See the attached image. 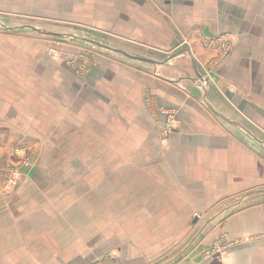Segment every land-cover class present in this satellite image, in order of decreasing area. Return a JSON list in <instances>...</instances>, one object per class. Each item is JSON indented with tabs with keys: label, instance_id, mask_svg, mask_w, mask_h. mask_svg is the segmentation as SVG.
<instances>
[{
	"label": "crops",
	"instance_id": "0c3cea01",
	"mask_svg": "<svg viewBox=\"0 0 264 264\" xmlns=\"http://www.w3.org/2000/svg\"><path fill=\"white\" fill-rule=\"evenodd\" d=\"M18 143L36 167L0 194V264H149L186 237L181 264H264V0H0V152Z\"/></svg>",
	"mask_w": 264,
	"mask_h": 264
},
{
	"label": "rangeland",
	"instance_id": "374dc122",
	"mask_svg": "<svg viewBox=\"0 0 264 264\" xmlns=\"http://www.w3.org/2000/svg\"><path fill=\"white\" fill-rule=\"evenodd\" d=\"M63 41H66V37L63 38ZM75 43L77 44V41H75ZM76 48L78 49L77 50L78 52L73 54L75 55L74 61L73 60L69 61L68 62L69 65H71V67L74 66L73 68L76 70V72L82 73V76L83 74L88 75L90 73H93L94 71H97L96 64L92 66L91 63L92 61L90 62V60L86 59L85 57L86 56L90 57L91 54L92 55H95L96 53L98 54V51L100 49L94 48L88 50L82 47H76ZM59 54H65L64 56L67 55V53H59ZM217 54L218 55L216 56H220L217 61L222 62V60L229 53L225 54V52L220 48ZM7 150L8 151L6 152H2V153L0 152V194L9 197L16 192V190L19 188L21 183L25 180L26 177H28L30 171H32L36 167L35 165L36 151L34 150V147L32 145H28L25 143L9 145V148ZM110 223L111 222L107 223V228L109 232H112V230L110 229H113L114 225ZM124 226L127 230L125 232L129 235L132 225L130 223H125ZM201 226L208 228L209 224H203ZM185 240H186L185 244L184 241H181L180 243L172 245L171 248L167 249L166 252L164 251L156 255H153L152 259H150L151 261L148 260L149 261L148 263L149 264L183 263L184 259L187 256V254L184 253L189 248L188 247L189 245L195 243V237H191V238L186 237ZM226 243L227 242H224L222 247L224 248L227 247ZM217 245L219 244L215 242L214 244L207 246L206 250L203 253L204 256L203 255L202 256L205 259H212L213 257L207 254L212 253L213 249L216 250L218 248ZM153 250L157 251L154 248ZM86 264H142V263L141 261L140 263H138L137 261L131 262L130 256H123L122 250H120L118 246H115L112 249H108V251H106L105 253H102V255L93 257V259Z\"/></svg>",
	"mask_w": 264,
	"mask_h": 264
},
{
	"label": "built area",
	"instance_id": "2783aa9c",
	"mask_svg": "<svg viewBox=\"0 0 264 264\" xmlns=\"http://www.w3.org/2000/svg\"><path fill=\"white\" fill-rule=\"evenodd\" d=\"M219 40L220 42V47L221 50H223L225 52V54H228L232 51L233 49V42L235 40V37L231 36V37H220ZM74 61V60H73ZM205 81L203 82V84L205 85ZM161 113L166 116V120L165 122H163L162 124V128H161V139L163 141V143L167 142L170 135L175 131L177 125H178V120L176 119V113L174 111H166V110H160ZM226 249V250H224ZM227 247L226 248H222L221 245L218 246V248L215 250L213 249L212 253H209L207 255L212 256L213 258H216L218 260L220 259H225L227 253Z\"/></svg>",
	"mask_w": 264,
	"mask_h": 264
}]
</instances>
